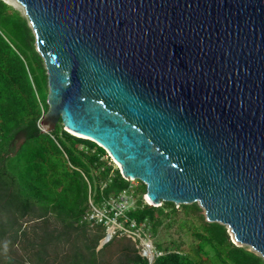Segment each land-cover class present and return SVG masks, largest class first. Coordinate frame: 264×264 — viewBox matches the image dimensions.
Here are the masks:
<instances>
[{
  "label": "water",
  "instance_id": "1",
  "mask_svg": "<svg viewBox=\"0 0 264 264\" xmlns=\"http://www.w3.org/2000/svg\"><path fill=\"white\" fill-rule=\"evenodd\" d=\"M14 1L47 70L42 133L62 122L150 206L198 203L264 259V0Z\"/></svg>",
  "mask_w": 264,
  "mask_h": 264
},
{
  "label": "trees",
  "instance_id": "2",
  "mask_svg": "<svg viewBox=\"0 0 264 264\" xmlns=\"http://www.w3.org/2000/svg\"><path fill=\"white\" fill-rule=\"evenodd\" d=\"M48 93L47 70L27 17L0 0V264H106L103 254L116 236L98 250L107 226L87 219L90 202L109 210L113 199L132 191V181L123 178L102 147L67 132L62 122L42 133ZM138 182L136 203L119 220L129 231L144 226L155 237L164 218L179 208L150 206L144 199L147 187ZM180 208L202 212L198 203ZM30 222L37 224L29 229ZM195 237L199 242L190 252L180 244L174 249L159 245L163 254L152 264H264L260 255L233 243L220 223L206 221L205 231ZM117 264L150 262L137 249L124 247Z\"/></svg>",
  "mask_w": 264,
  "mask_h": 264
},
{
  "label": "rangeland",
  "instance_id": "3",
  "mask_svg": "<svg viewBox=\"0 0 264 264\" xmlns=\"http://www.w3.org/2000/svg\"><path fill=\"white\" fill-rule=\"evenodd\" d=\"M9 5L13 6L14 8L21 11L23 15L24 10L22 7H16L14 4L9 3L7 0H4ZM17 3L16 1H14ZM18 4V3H17ZM20 6V5H19ZM112 163L114 164L115 168H119V165L111 159ZM133 189L127 195L129 198L128 207H132L135 205L138 194L140 191L138 188L141 187V184L136 181H132ZM138 190V191H136ZM145 199V197H144ZM145 202L147 203L146 199ZM178 212L176 214H172L170 216H166L164 218L163 225L159 228L158 234L153 237L152 233L149 230H145L144 226L137 230L129 231L125 227V221H118L116 218L108 220L107 223V234L110 233L112 236H116L115 242L110 246L103 254V261L106 264H117L119 259L122 256L123 248H135L139 251L140 254L143 255L146 245H153V255L154 259L156 256H159L163 253L158 252V246L161 245L164 249H172L175 244H180L182 248L186 252H190L194 246L198 244V240L195 237V233L197 232H204L206 227V214L205 210L202 209V212L199 215H195L192 213H187L183 208L177 207ZM168 212V210H166ZM94 213V215H92ZM104 209H93L91 212V217H95L96 219H101L105 214ZM205 217L204 219L202 217ZM208 222V221H207ZM37 223L30 222L28 225L29 229H32ZM93 233L96 231L93 225ZM32 232V231H31ZM230 233V230H229ZM32 237V234H30ZM34 237V236H33ZM107 237V235H106ZM106 237L101 240L98 250L102 249V242L106 240ZM230 237L232 242L233 235L230 233ZM130 241H129V240ZM240 246V245H239ZM248 247V246H243ZM251 250L250 247H248ZM174 249V248H173ZM254 252V251H253ZM20 256V253L18 254ZM259 255V254H258ZM16 256V254H13ZM18 256V258H19ZM207 264H219L218 262H208Z\"/></svg>",
  "mask_w": 264,
  "mask_h": 264
},
{
  "label": "built area",
  "instance_id": "4",
  "mask_svg": "<svg viewBox=\"0 0 264 264\" xmlns=\"http://www.w3.org/2000/svg\"><path fill=\"white\" fill-rule=\"evenodd\" d=\"M128 194L129 193H127V192H123L116 199H113L111 201V205H112L111 209L108 210L107 208H102L105 210L106 213L103 215V217L101 219H96L95 217H91V215H90L91 213H89V215L87 216V219L88 220L96 219V220H98V223H102L105 225H107L108 220L113 219V218H116L118 221H120L119 219L124 217L123 213L125 212V210L130 208L127 206L129 203V198L127 196ZM90 204H91V208H92L91 210H93V209L96 210L97 207H95L92 202H90ZM97 209H100V208H97ZM113 211H114V215L112 216L110 213ZM92 215H94V213H92ZM132 227H135V224H132ZM144 248L150 250L153 253V245H146V247H144Z\"/></svg>",
  "mask_w": 264,
  "mask_h": 264
},
{
  "label": "bare ground",
  "instance_id": "5",
  "mask_svg": "<svg viewBox=\"0 0 264 264\" xmlns=\"http://www.w3.org/2000/svg\"><path fill=\"white\" fill-rule=\"evenodd\" d=\"M7 1L11 4H14L16 7H21V6H19V4L15 3L14 0H7ZM148 253H149V258L152 259L153 253L150 250H148Z\"/></svg>",
  "mask_w": 264,
  "mask_h": 264
}]
</instances>
